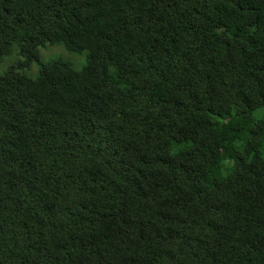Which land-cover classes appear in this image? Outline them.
Returning a JSON list of instances; mask_svg holds the SVG:
<instances>
[{"label":"trees","instance_id":"obj_1","mask_svg":"<svg viewBox=\"0 0 264 264\" xmlns=\"http://www.w3.org/2000/svg\"><path fill=\"white\" fill-rule=\"evenodd\" d=\"M12 49L0 264H264V0H0Z\"/></svg>","mask_w":264,"mask_h":264},{"label":"rangeland","instance_id":"obj_2","mask_svg":"<svg viewBox=\"0 0 264 264\" xmlns=\"http://www.w3.org/2000/svg\"><path fill=\"white\" fill-rule=\"evenodd\" d=\"M39 60L42 63L50 61L52 59H61L71 64L74 70H78L84 62V54L75 55L69 52H66L60 44L49 45L45 44L43 47H40L38 50ZM19 61V58L16 56L15 50L12 49L8 56L3 58L0 63V72L4 70L5 67L15 64ZM36 73V65H32L27 71L29 77H33Z\"/></svg>","mask_w":264,"mask_h":264}]
</instances>
